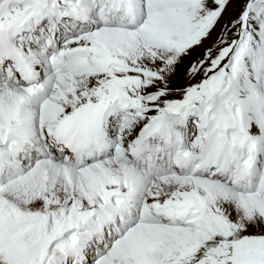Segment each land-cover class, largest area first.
<instances>
[{
  "label": "snow or ice",
  "instance_id": "6c2138e0",
  "mask_svg": "<svg viewBox=\"0 0 264 264\" xmlns=\"http://www.w3.org/2000/svg\"><path fill=\"white\" fill-rule=\"evenodd\" d=\"M0 264H264V0H0Z\"/></svg>",
  "mask_w": 264,
  "mask_h": 264
}]
</instances>
